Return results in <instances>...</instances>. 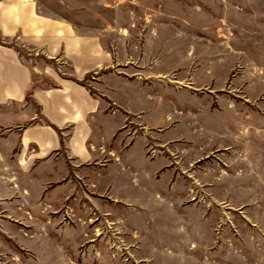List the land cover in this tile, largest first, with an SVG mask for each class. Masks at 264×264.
Masks as SVG:
<instances>
[{"label": "rangeland", "instance_id": "rangeland-1", "mask_svg": "<svg viewBox=\"0 0 264 264\" xmlns=\"http://www.w3.org/2000/svg\"><path fill=\"white\" fill-rule=\"evenodd\" d=\"M68 1L115 56L94 158L29 159L30 91L0 105V264H264V0Z\"/></svg>", "mask_w": 264, "mask_h": 264}, {"label": "crops", "instance_id": "crops-1", "mask_svg": "<svg viewBox=\"0 0 264 264\" xmlns=\"http://www.w3.org/2000/svg\"><path fill=\"white\" fill-rule=\"evenodd\" d=\"M78 6L68 0H0V105L25 103L30 91L40 112V122L23 128L19 136L22 148L36 149L29 159L51 162L66 157L81 166L94 158L88 148L93 134L90 120L103 107L105 84H97L99 96H94L81 82L98 71V79L107 83L111 75L101 72L113 64L115 56L105 47V33L91 28L80 31L77 22L66 19L68 8L75 12ZM13 39L50 58L62 56L71 64L73 77L58 76L54 66L41 59L38 63L35 58V65L27 58L24 61L14 46L3 44ZM40 80L52 84H36ZM31 116L34 120L35 115Z\"/></svg>", "mask_w": 264, "mask_h": 264}]
</instances>
